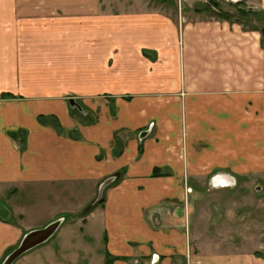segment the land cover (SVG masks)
Listing matches in <instances>:
<instances>
[{
  "label": "crops",
  "instance_id": "0c3cea01",
  "mask_svg": "<svg viewBox=\"0 0 264 264\" xmlns=\"http://www.w3.org/2000/svg\"><path fill=\"white\" fill-rule=\"evenodd\" d=\"M64 1L0 0V264L60 218L13 264H264V249L201 242L188 221L201 184L264 187L262 29L190 10L196 1L172 15L120 0L117 68L100 65L110 45L93 21L69 29L66 68Z\"/></svg>",
  "mask_w": 264,
  "mask_h": 264
},
{
  "label": "rangeland",
  "instance_id": "374dc122",
  "mask_svg": "<svg viewBox=\"0 0 264 264\" xmlns=\"http://www.w3.org/2000/svg\"><path fill=\"white\" fill-rule=\"evenodd\" d=\"M73 1L75 0H71V7L66 5L64 1L61 11L64 36L63 51L64 58L66 60L64 67L70 68L72 63L70 62V48L75 47L71 44L69 35L73 26L76 25L79 28L80 34H86L88 25H90V23L93 21L96 26L95 41L97 37L100 36L97 42L104 39L105 43L110 45V47H105L108 52H100L99 54L100 56H106L108 63L106 62L105 64L104 60V62L100 63V65H104L105 68L106 65L110 66V68L108 67V70L111 71L112 69H116L117 67L115 66H117V60L119 56L117 44L118 17L120 13V7H124L125 3L120 6V0ZM148 1L150 2V5H158L161 11L165 13L169 12L172 15H175L173 4L176 3V1L180 3V0ZM191 1H196V3H194L192 7H189L190 10L193 8L203 9L205 6L210 5L211 11H206L203 9V11H201L203 15L213 14L219 17V14L228 12L231 14V18L229 17L230 21L240 22L247 29L264 28V0H215L218 2L217 5H214V3L210 0ZM168 7H170V9ZM184 7L185 6H183V8ZM168 9L171 10V12L168 11ZM104 12L109 16V19L98 17L100 14H105ZM91 16H94V18ZM104 22L111 23V29L99 31V25ZM67 24L69 26H67ZM70 28L71 31L69 30ZM107 34H109V36H107ZM79 44L80 60L78 62V66H80V71L82 72L83 69L81 70V58H86V40L80 38ZM143 53L144 55L146 54L150 57H152V55H156L155 51L149 49H144ZM82 75L86 77L85 74ZM85 80L86 78H78V82L80 83ZM103 81V78L94 79L96 86H101ZM9 94L11 93L7 92L4 94V96H8ZM244 181L246 180L239 179L236 186L222 188L208 186V184H201V188L193 191V195L190 196V199L188 200L190 201V218L188 221L190 224V231L195 234L197 240L198 238H201V242L205 241L207 243L223 241L224 245L230 246H233L231 243L245 245L251 242V245L254 246L256 250L264 249V187L262 185V180H255L254 184H250L249 186L244 185ZM37 218V216H32L30 220H35ZM11 251H9L7 254H9Z\"/></svg>",
  "mask_w": 264,
  "mask_h": 264
},
{
  "label": "water",
  "instance_id": "95a60500",
  "mask_svg": "<svg viewBox=\"0 0 264 264\" xmlns=\"http://www.w3.org/2000/svg\"><path fill=\"white\" fill-rule=\"evenodd\" d=\"M74 100H71V103H74ZM110 180L104 182L100 188L99 198L102 197L104 188ZM64 218L55 220L42 228H37L30 230L25 234L21 242L17 247H15L4 259L2 264H13L17 259L23 256L25 253L33 249L34 247L48 241L58 230L59 226L63 222Z\"/></svg>",
  "mask_w": 264,
  "mask_h": 264
},
{
  "label": "trees",
  "instance_id": "16d2710c",
  "mask_svg": "<svg viewBox=\"0 0 264 264\" xmlns=\"http://www.w3.org/2000/svg\"><path fill=\"white\" fill-rule=\"evenodd\" d=\"M210 1H212V2L214 3V5H217V4H218V2L215 1V0H210ZM215 7H216V6H215ZM210 8H211L210 5H207V6H205V8H203V9H205V10H207V11H211ZM241 9H242V8H241ZM230 15H231V14H229L228 12H223V13L219 14V17H220V18H223V19H228V20H230V18H231ZM229 17H230V18H229ZM262 32H263V34H264V28L262 29ZM104 201H105V197H103L98 203H103ZM90 207H91V206H90ZM90 207H88L86 210H84L83 213L87 214V213L89 212Z\"/></svg>",
  "mask_w": 264,
  "mask_h": 264
},
{
  "label": "bare ground",
  "instance_id": "6f19581e",
  "mask_svg": "<svg viewBox=\"0 0 264 264\" xmlns=\"http://www.w3.org/2000/svg\"><path fill=\"white\" fill-rule=\"evenodd\" d=\"M225 179H226V180L233 181L232 178H230V177L227 176V175H222V176L218 177L216 180L221 181V180H225Z\"/></svg>",
  "mask_w": 264,
  "mask_h": 264
}]
</instances>
